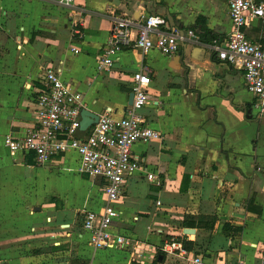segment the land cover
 I'll return each instance as SVG.
<instances>
[{
  "label": "crops",
  "instance_id": "1",
  "mask_svg": "<svg viewBox=\"0 0 264 264\" xmlns=\"http://www.w3.org/2000/svg\"><path fill=\"white\" fill-rule=\"evenodd\" d=\"M150 14L166 18L160 30L191 28L197 40L181 42L172 55L123 48L110 70L98 71L114 18L137 25ZM203 27L219 41L226 36L227 0H0V256L7 264H129L124 252L87 242L83 213L99 211L105 196L99 179L79 171L76 152L38 164L3 143L6 134L20 137L34 126L37 78L47 66L83 94L84 109L115 119L129 106L131 75L145 69L151 78L138 113L162 138L131 147L141 168L114 204L118 229L155 247L181 243L187 254H164L163 264H261L264 113L242 72L200 38ZM245 34L264 46V18L253 19ZM93 125L75 137L85 138Z\"/></svg>",
  "mask_w": 264,
  "mask_h": 264
},
{
  "label": "built area",
  "instance_id": "2",
  "mask_svg": "<svg viewBox=\"0 0 264 264\" xmlns=\"http://www.w3.org/2000/svg\"><path fill=\"white\" fill-rule=\"evenodd\" d=\"M62 6H70L74 0H55ZM231 29L221 40L211 44L217 58L241 71L245 88L254 95V106L264 113V46L251 41L245 28L255 18H264V1L227 0ZM166 24L162 15L150 14L136 25L128 16H116L104 43L101 53L96 57L98 71L110 70L123 48L139 49L143 53L156 49L163 55L178 52L179 44L197 40L195 32L171 28L168 31L159 27ZM78 50L73 49L76 53ZM39 86L34 100L35 123L20 137L8 133L3 143L9 153L34 156L36 163L44 164L51 157L74 151L79 158V171L91 178H97L105 196L99 211H84L82 229L87 234V242L94 250L122 251L131 261L151 264L157 251L164 254H187L181 243L166 240L159 247L134 239L118 229L114 222L118 212L114 204L122 195L126 178L138 171L140 159L133 154L131 147L137 141L161 139L159 131L143 122L138 111L148 103V86L151 78L145 69L131 75L132 103L122 117L115 119L110 111H103L85 138L75 137L79 124V112L84 106L83 94L65 81L61 72L53 66L42 69L37 78ZM150 182L156 183L158 177L153 172L146 173ZM193 261L201 263L196 256ZM235 264H246L239 261ZM261 264H264V256Z\"/></svg>",
  "mask_w": 264,
  "mask_h": 264
},
{
  "label": "water",
  "instance_id": "3",
  "mask_svg": "<svg viewBox=\"0 0 264 264\" xmlns=\"http://www.w3.org/2000/svg\"><path fill=\"white\" fill-rule=\"evenodd\" d=\"M114 3L119 4V0H114ZM167 19L171 20V16L167 15ZM133 92H130L128 95V105L132 103ZM98 121V116L94 113L88 111L87 109L82 108L79 112V124L75 130V136L80 135L84 131L88 130L93 124ZM185 232L193 233L194 229H185Z\"/></svg>",
  "mask_w": 264,
  "mask_h": 264
},
{
  "label": "trees",
  "instance_id": "4",
  "mask_svg": "<svg viewBox=\"0 0 264 264\" xmlns=\"http://www.w3.org/2000/svg\"><path fill=\"white\" fill-rule=\"evenodd\" d=\"M200 38L208 43H212L214 40L219 41L220 38L212 33L211 31H209L207 28H202V31L200 33ZM183 245L187 248V249H192V246L194 245L192 242L190 241H184ZM163 260H164V253H162L161 251H157V256L156 258L151 262V264H163ZM129 264H140L134 261H131Z\"/></svg>",
  "mask_w": 264,
  "mask_h": 264
},
{
  "label": "rangeland",
  "instance_id": "5",
  "mask_svg": "<svg viewBox=\"0 0 264 264\" xmlns=\"http://www.w3.org/2000/svg\"><path fill=\"white\" fill-rule=\"evenodd\" d=\"M2 151V147L0 146V152ZM116 221H117V219H116ZM122 231L124 232V233H126V234H128V235H130V231L128 230V229H122ZM0 238H2L1 236H0ZM6 258L5 257H2V256H0V264H7V262L6 261H4Z\"/></svg>",
  "mask_w": 264,
  "mask_h": 264
}]
</instances>
